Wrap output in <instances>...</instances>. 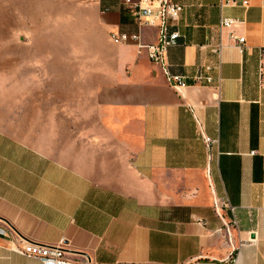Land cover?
I'll list each match as a JSON object with an SVG mask.
<instances>
[{
	"label": "crops",
	"instance_id": "0c3cea01",
	"mask_svg": "<svg viewBox=\"0 0 264 264\" xmlns=\"http://www.w3.org/2000/svg\"><path fill=\"white\" fill-rule=\"evenodd\" d=\"M171 1L169 73L208 66L218 89L171 87L137 52L156 28L88 2L86 41L30 44L4 78L0 226L90 264H264V0ZM219 40V58L198 49ZM0 264L40 263L0 238Z\"/></svg>",
	"mask_w": 264,
	"mask_h": 264
},
{
	"label": "built area",
	"instance_id": "2783aa9c",
	"mask_svg": "<svg viewBox=\"0 0 264 264\" xmlns=\"http://www.w3.org/2000/svg\"><path fill=\"white\" fill-rule=\"evenodd\" d=\"M84 2H92L96 0H82ZM122 4L131 11L134 21L137 26L154 27L157 31V38L155 43L140 44L137 43V52L146 53L147 59L150 64L158 68L164 76L166 82L173 88H180L187 85L196 86H212L215 89L219 87V80L213 83L210 75L211 69L208 66L197 69L189 78L184 76H173L168 71V64L166 61L167 49L177 44L179 37L178 31L175 29L176 22L179 20L183 6L173 3L171 0H121ZM226 4H233L228 1ZM246 6V2H242ZM233 20L228 18H220L218 23V31L229 27ZM114 41L123 42L126 40L123 34H112ZM132 40L138 41L137 35L130 36ZM229 39L234 41V47L238 52H242L244 48V39H235L232 33L229 34ZM224 44L219 40L216 44H203L198 46L199 50L208 49L211 53L215 54L218 58ZM264 56V51H263ZM218 68V66H217ZM261 69V68H260ZM198 126L199 122L196 120ZM205 149L210 150L211 146L217 143L216 140L202 135L201 136ZM224 202L214 200L213 208L218 214L219 207ZM235 222H233L234 224ZM0 238L4 239L9 244V250L17 255L32 258L37 260L40 264H90L88 260H74L70 256L72 252L67 250L61 244H44L31 240H26L21 236L14 233L10 228L5 225L0 226ZM74 253V252H73ZM223 264H235V254H230Z\"/></svg>",
	"mask_w": 264,
	"mask_h": 264
},
{
	"label": "rangeland",
	"instance_id": "374dc122",
	"mask_svg": "<svg viewBox=\"0 0 264 264\" xmlns=\"http://www.w3.org/2000/svg\"><path fill=\"white\" fill-rule=\"evenodd\" d=\"M89 13L82 0H0V91L13 60L30 56V44L86 41Z\"/></svg>",
	"mask_w": 264,
	"mask_h": 264
}]
</instances>
